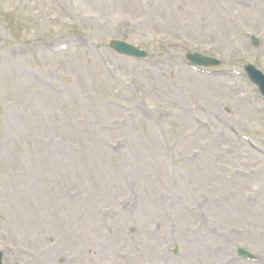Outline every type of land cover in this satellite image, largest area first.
Here are the masks:
<instances>
[{"label": "rangeland", "instance_id": "374dc122", "mask_svg": "<svg viewBox=\"0 0 264 264\" xmlns=\"http://www.w3.org/2000/svg\"><path fill=\"white\" fill-rule=\"evenodd\" d=\"M247 65L264 0H0L3 264H264Z\"/></svg>", "mask_w": 264, "mask_h": 264}, {"label": "water", "instance_id": "95a60500", "mask_svg": "<svg viewBox=\"0 0 264 264\" xmlns=\"http://www.w3.org/2000/svg\"><path fill=\"white\" fill-rule=\"evenodd\" d=\"M253 44L255 46H258V40L253 39ZM111 48L115 50L117 53L129 57L134 58H145L146 53L139 51L131 46H129L126 43L113 41L111 42ZM189 60L192 64L198 65V66H212V65H218L219 63L213 59L204 58L198 54H194L189 56ZM247 71L249 72L252 80L260 87L261 92L264 95V75L260 72H258L255 68L252 66L247 67ZM239 256H244L245 258H250V254L242 249L238 250ZM0 264H2V254H0Z\"/></svg>", "mask_w": 264, "mask_h": 264}, {"label": "bare ground", "instance_id": "6f19581e", "mask_svg": "<svg viewBox=\"0 0 264 264\" xmlns=\"http://www.w3.org/2000/svg\"><path fill=\"white\" fill-rule=\"evenodd\" d=\"M252 104H254V102H253ZM242 145H243V144H242ZM240 157H241V155H240Z\"/></svg>", "mask_w": 264, "mask_h": 264}]
</instances>
